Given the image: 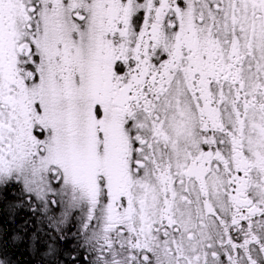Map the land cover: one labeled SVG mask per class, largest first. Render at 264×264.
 Segmentation results:
<instances>
[{"label": "snow or ice", "instance_id": "obj_1", "mask_svg": "<svg viewBox=\"0 0 264 264\" xmlns=\"http://www.w3.org/2000/svg\"><path fill=\"white\" fill-rule=\"evenodd\" d=\"M264 264V0H0V264Z\"/></svg>", "mask_w": 264, "mask_h": 264}, {"label": "trees", "instance_id": "obj_2", "mask_svg": "<svg viewBox=\"0 0 264 264\" xmlns=\"http://www.w3.org/2000/svg\"><path fill=\"white\" fill-rule=\"evenodd\" d=\"M17 255L21 257L22 264H32V262L30 261V258L27 256L26 253L18 252Z\"/></svg>", "mask_w": 264, "mask_h": 264}]
</instances>
